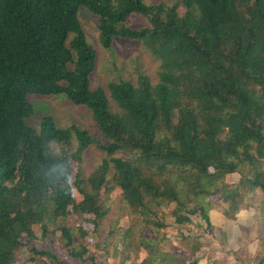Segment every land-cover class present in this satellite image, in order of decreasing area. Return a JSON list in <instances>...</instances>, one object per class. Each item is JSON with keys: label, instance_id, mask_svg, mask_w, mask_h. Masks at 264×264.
Instances as JSON below:
<instances>
[{"label": "trees", "instance_id": "16d2710c", "mask_svg": "<svg viewBox=\"0 0 264 264\" xmlns=\"http://www.w3.org/2000/svg\"><path fill=\"white\" fill-rule=\"evenodd\" d=\"M83 7L98 19L103 48L110 50L117 38L137 40L159 59L157 81L140 72L135 80L94 87L98 52L80 18ZM134 13L147 24L130 25ZM32 94L86 106L99 134L60 125L51 114L38 128L29 125L36 112ZM48 139L74 149L73 183L62 190L45 187L38 176ZM92 148L102 157L89 168ZM235 172L239 184L220 190L230 202L229 218L242 208L239 187L264 192V0H0V264L14 263L36 237V224L44 235L51 225L61 230L74 258L95 260L65 223L71 209L93 214L97 229L116 213L117 222L127 216L129 225L119 226L125 250L137 257L144 246L148 255L140 264H160L149 248L154 238L135 230L138 219L164 227V219L153 216L176 202L178 224L199 211L211 225L210 204L190 205ZM114 191L124 205L118 212L101 200ZM78 231L88 234L82 226ZM29 250L66 264L51 249Z\"/></svg>", "mask_w": 264, "mask_h": 264}, {"label": "rangeland", "instance_id": "374dc122", "mask_svg": "<svg viewBox=\"0 0 264 264\" xmlns=\"http://www.w3.org/2000/svg\"><path fill=\"white\" fill-rule=\"evenodd\" d=\"M146 1L148 3L166 1L171 4L175 2V0ZM80 18L89 40L95 45L98 52V65L92 75V85L94 87L105 86L111 81L119 80L122 77L135 80L140 72L149 74L154 81H157L160 60L152 55L141 42L117 38L112 48L107 50L99 43L97 17L83 7L80 11ZM127 22L134 27H139L147 24V19L141 14L134 13L127 19ZM29 100L34 103L36 112L28 117L27 122L35 128L39 127L44 115L51 114L56 117L60 125L76 123L90 129L95 135L99 134L91 110L84 105L75 104L63 96L32 94L29 96ZM112 106L116 107L114 103H112ZM101 155L99 149H89L87 152L88 157L86 156L88 167H95L100 161ZM118 155L124 156V153L119 152ZM174 177L178 185L182 183L178 171L174 173ZM240 178L238 172L226 174L211 187L212 191L215 189H218V191L211 195L199 197L197 202L190 206L194 207L196 203L202 200L206 202L205 206L210 204L208 207L210 215L212 213L211 209L214 208L225 215L230 202L224 200L220 190L239 184ZM203 185L208 186L207 181ZM74 190L77 201H80L83 195L78 192L77 188ZM236 198L237 201L242 200V208L236 213L235 218H230L232 219L233 228L236 230L234 236L232 234L230 237V246L227 243V234L229 233L216 230L212 224L210 227L208 224L206 225L199 211L189 214L190 222L185 224L175 222V215L172 211L177 205L176 202L160 207L156 216H153L154 219H158V216L164 219L166 222L164 227L147 225L146 219H138L137 216H134L132 220L138 219L135 229L138 235L154 238V242H151L149 248L151 251H155L158 259H162L160 264H182L181 260L187 258L188 252L207 244L210 245V255L219 256L220 264H257L264 259V192L259 188L249 189V187L243 186L239 187V195ZM101 200H105L106 204H109L114 211L118 212L120 208L124 209L118 191H114L110 197L103 195ZM244 205L247 206L244 207ZM117 215L119 213H116L115 217L113 216L112 224H110V220L113 217H107L106 221L101 223L99 229L92 222L93 214L80 215L71 209L70 215L65 219L66 225L74 228L76 241L83 239L90 249V255L95 256V260L74 258L64 245L61 230H57L51 225L50 232L44 235L41 225L36 224L34 225L36 237L31 240L29 245L17 251L16 260L13 264H55L48 257L31 252L29 250L30 246H35L38 249H51L66 264H140L148 255V251L143 246L140 254L136 257L132 252L125 250L121 239L122 231L119 226H128L130 219L127 216H122L121 220L117 222V219H115ZM79 226L88 231V234L83 238L79 236ZM208 233L210 234V241L206 240ZM239 240L241 241L239 242ZM24 242L26 243V240ZM223 252L225 253L224 259L221 256ZM226 253L230 254V262L227 260L228 255ZM86 256H89V254Z\"/></svg>", "mask_w": 264, "mask_h": 264}, {"label": "clouds", "instance_id": "9594fccd", "mask_svg": "<svg viewBox=\"0 0 264 264\" xmlns=\"http://www.w3.org/2000/svg\"><path fill=\"white\" fill-rule=\"evenodd\" d=\"M72 151L55 139H48L41 145L44 159L38 166V176L45 187L62 190L73 183Z\"/></svg>", "mask_w": 264, "mask_h": 264}, {"label": "crops", "instance_id": "0c3cea01", "mask_svg": "<svg viewBox=\"0 0 264 264\" xmlns=\"http://www.w3.org/2000/svg\"><path fill=\"white\" fill-rule=\"evenodd\" d=\"M213 208V207H212ZM211 215H210V210H209V215H210V221L211 224L214 226V228L216 230H223L227 231V243H229L228 245L230 246V242H231V235L236 232L235 228H233V224L231 222L232 219H230L229 217L226 216V214H222L220 213L216 208L211 209ZM214 217V218H213ZM205 224L207 225V222L205 221ZM210 227V225H209ZM209 233H210V228L208 229ZM208 233V235L206 236V240L210 241V234ZM241 240H239L240 242ZM227 256V260L228 262H230V254L226 253ZM222 258H225V253L223 252L221 254ZM219 256L218 255H210V245H202L200 246L196 251L192 252H188L187 254V258H185L184 260H181L182 264H220L219 263Z\"/></svg>", "mask_w": 264, "mask_h": 264}]
</instances>
